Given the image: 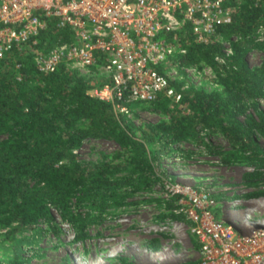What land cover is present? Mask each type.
<instances>
[{"label":"trees","instance_id":"trees-1","mask_svg":"<svg viewBox=\"0 0 264 264\" xmlns=\"http://www.w3.org/2000/svg\"><path fill=\"white\" fill-rule=\"evenodd\" d=\"M224 3L231 10L230 21L220 24L217 32L230 44L232 54L226 55L220 42L196 43L185 33L186 52L177 55L179 66H210L222 92L192 87L182 91L188 114L147 123L141 137L135 136L125 113L116 115L110 103L88 94L93 77L64 64L48 74L35 68L32 50L48 51L72 40L70 29L58 27L55 18L46 20L30 49H14L0 58V227H9L10 233L39 222L51 223L53 210L76 225L85 220L82 208L103 212L125 204L160 179L158 164L147 149L153 139L162 142L167 154L173 143L192 141L198 147L207 136L204 148L210 157L226 166L251 167L247 178L264 179L260 104L264 102V62L251 67L245 59L251 48L260 45L256 32L264 28V0ZM173 84L179 89V83ZM154 103L167 109L165 99ZM216 133L226 140V148L211 141ZM92 139L110 140L119 150L110 159L103 155L86 162L77 150ZM262 193L263 189L257 190V195ZM166 207L171 209L169 202ZM171 213L174 219L181 216ZM158 245V241L151 244L154 249ZM10 264L22 262L14 258ZM108 264L134 263L119 256Z\"/></svg>","mask_w":264,"mask_h":264},{"label":"built area","instance_id":"built-area-1","mask_svg":"<svg viewBox=\"0 0 264 264\" xmlns=\"http://www.w3.org/2000/svg\"><path fill=\"white\" fill-rule=\"evenodd\" d=\"M225 0H0V58L27 51L37 43L46 20L68 27L70 42L48 51L34 49L35 68L54 72L60 64L93 77L91 97L126 113L134 103L165 99L170 108H185L181 89L173 84L171 63L186 52L185 33L196 43L230 44L217 32L230 21ZM223 64L224 59L215 58ZM206 71L211 67L205 65ZM171 195L186 194L178 212L191 221L200 241L199 264H264V224L231 222L216 217L217 202L205 189L185 192L167 185ZM241 228L248 229L247 232Z\"/></svg>","mask_w":264,"mask_h":264},{"label":"rangeland","instance_id":"rangeland-1","mask_svg":"<svg viewBox=\"0 0 264 264\" xmlns=\"http://www.w3.org/2000/svg\"><path fill=\"white\" fill-rule=\"evenodd\" d=\"M256 38L260 45L251 48L245 57L251 67L264 62V28L256 32ZM171 66L173 82L179 83L182 91L192 87L222 92L215 71L203 69L205 64L179 66L175 56ZM260 104L264 111L262 100ZM166 106L167 109L155 107L154 102L131 104L124 115L134 125L135 136H143L148 130L147 123L170 121L171 117L189 112L185 104L184 109ZM211 141L223 148L228 146L219 133ZM191 142L173 143L167 154L162 142L156 139L148 142L147 149L158 164L160 179L123 205L103 212L82 208L85 220L76 225L53 210L51 223L39 222L10 233L9 227H0V264H10L14 258L22 264H108L119 256H126L134 264H199L200 241L190 230L191 221L177 211L180 200L187 195H171L169 184H179L185 192L205 189L217 202L214 213L218 218L264 224V193L257 195L258 189L264 190V179L247 178L245 174L252 172L251 167L226 166L210 157L204 148L209 142L207 136L198 147ZM116 150L119 147L110 140L92 139L84 142L77 152L80 159L94 162L103 159V155L110 159ZM168 202L170 210L166 207ZM171 212L181 214L180 218L174 219ZM161 217L164 220H158ZM248 229L241 228L245 232ZM155 241L159 245L154 249L151 244Z\"/></svg>","mask_w":264,"mask_h":264}]
</instances>
